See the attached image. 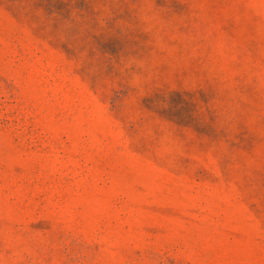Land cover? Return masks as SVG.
I'll use <instances>...</instances> for the list:
<instances>
[{
    "label": "rangeland",
    "instance_id": "374dc122",
    "mask_svg": "<svg viewBox=\"0 0 264 264\" xmlns=\"http://www.w3.org/2000/svg\"><path fill=\"white\" fill-rule=\"evenodd\" d=\"M0 264H264V0H0Z\"/></svg>",
    "mask_w": 264,
    "mask_h": 264
}]
</instances>
